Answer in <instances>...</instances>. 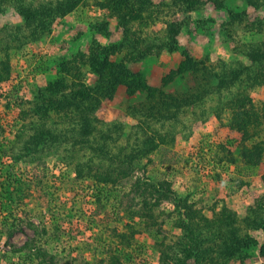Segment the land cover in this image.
<instances>
[{"label": "rangeland", "instance_id": "rangeland-1", "mask_svg": "<svg viewBox=\"0 0 264 264\" xmlns=\"http://www.w3.org/2000/svg\"><path fill=\"white\" fill-rule=\"evenodd\" d=\"M149 1L142 15L151 18L124 26L119 13L129 8L117 12V0H0V264H163L183 243L185 205L197 211L189 226L209 233L228 212L238 233L259 243L229 259L213 256L214 264H264V233L241 223L264 198V155L256 166L242 156L263 142L264 119L244 143L229 126L239 98L264 117V60L246 56L264 45V5ZM16 2L62 5L37 28ZM169 24L178 31L173 41ZM103 59L125 67L133 85L110 78ZM181 64L190 70L179 72ZM62 79L81 83L87 98L101 82L111 90L90 104L89 146L76 142L77 115L61 119L41 96ZM198 88L203 95L188 96ZM39 134L43 148L24 156V143ZM14 223L21 230L8 237Z\"/></svg>", "mask_w": 264, "mask_h": 264}, {"label": "trees", "instance_id": "trees-1", "mask_svg": "<svg viewBox=\"0 0 264 264\" xmlns=\"http://www.w3.org/2000/svg\"><path fill=\"white\" fill-rule=\"evenodd\" d=\"M132 2V0H117V2H114V4L117 3L119 5L118 11L120 12V9L122 7L129 8L126 13H119L120 19L122 18L123 25H128V20H145V18H149V16H143L144 12H147V7L149 6L150 1L149 0H136V4H128L129 2ZM175 1V0H174ZM246 4L249 6H252L254 8H259L264 5V0H245ZM176 2V1H175ZM184 3H192L193 5H198L200 2L197 0H184L182 1ZM65 5H69L70 3L66 2ZM60 5L52 6V3L48 4H40L38 7H31L29 5L27 6H21L16 2V12L24 19L25 24H35L37 28L45 26L44 23V17L46 16L48 18V15L55 12V10L60 9ZM221 6V5H220ZM222 7V6H221ZM228 14L230 17H236L240 14L237 12H234V10H228ZM151 18V17H150ZM149 18V19H150ZM177 28L173 24H169V38L171 41L174 40V37L177 34ZM169 49H174V46L171 45ZM247 58L253 62L257 63L262 60H264V45L261 44L259 47H254L250 49L247 54ZM104 68H107V75L110 76L114 81L121 79V76L126 78L127 83L132 86L133 83L130 81L128 75H127V69L125 70V67L120 66L118 64H108V62L103 59L102 63ZM242 69V68H240ZM244 69V68H243ZM242 69V70H243ZM70 70V69H69ZM76 67H72V72L75 73ZM190 70L187 66L185 67V64H181L178 71L181 73H184L185 71ZM241 70V72H242ZM240 72H235L233 74V79H236L239 77ZM80 75V72L77 74L75 73L73 78H77ZM262 77L264 78V72ZM239 80V78H238ZM101 82L100 84H102ZM139 83V82H138ZM97 86L96 88H90L88 90L89 95L91 94L94 99L89 96L87 98L85 95L87 92H85V89L81 86V83H72L70 85L64 84V81L62 79L61 84L57 82L51 83L50 86L45 88V91H42L41 96L44 100H46L53 109L56 110V113L58 114V117L71 119L70 114L71 112L75 115H77L76 118H79V122L77 124L78 129L76 132L77 141L81 144H87V136L91 134L95 118L92 119L89 117L90 114V104L97 99L104 98L106 96H110L109 88L103 89L102 86ZM138 88L141 89L143 87V84H137ZM112 85L110 84V87ZM137 87V86H135ZM67 89V90H66ZM83 91V92H82ZM201 91L202 93L205 91L204 88H198L197 91H193L188 96H194L197 92ZM83 95V96H82ZM86 97V98H85ZM187 98V97H186ZM88 101V102H87ZM167 98L159 97V102L164 103L165 106L169 105L171 103L168 102ZM87 102V103H86ZM246 99H237L233 105L229 107L232 114L230 117V123L229 126L231 129L236 130L241 134L242 142L249 141L250 138L256 137L253 132L250 131V129L260 127V119H264L263 116L258 117V115H254V110L250 113L248 110H245V106L250 108L255 107V104L251 102H247ZM176 102H174L175 104ZM50 106V107H51ZM51 107V108H52ZM244 107V108H243ZM166 108V107H165ZM76 110V111H74ZM263 111H264V104H263ZM76 112V113H75ZM80 124V125H79ZM258 124V125H257ZM257 125V126H256ZM251 126V127H250ZM48 133V132H47ZM51 133V132H49ZM48 133V134H49ZM47 134V135H48ZM60 134H57L54 137V140L58 143V138ZM52 137V136H50ZM75 137V138H76ZM258 137V136H257ZM256 137V138H257ZM43 135L39 134L37 136H34L32 140H30V144L24 143L22 146V150L24 151L23 155L27 156L29 154H36L39 150V148H43L45 142L42 139ZM104 140V139H103ZM88 145V144H87ZM91 145V143L89 144ZM88 145V146H89ZM47 146V145H45ZM103 146L105 148V141L103 142ZM12 149V147H11ZM99 153H102L101 156H103L107 151L104 150L102 147L96 148ZM2 155L6 154V151L3 150L1 153ZM264 155V140L262 143H260L258 146L251 147V148H245L242 152V156L244 157V162H250L253 165L259 164L261 161L262 156ZM105 157L108 156L105 154ZM19 158V155L17 156ZM15 156V159L18 160ZM262 181L264 182V175L262 176ZM169 193V192H167ZM171 197L169 199L173 200L175 203H179L177 197H174L171 193H169ZM4 202V200L1 202V204ZM144 206H146V203H143ZM191 207V206H189ZM187 208V205H185L184 209L187 211L185 219H181L179 226L180 228L185 232L183 243H180V246L178 247V251L172 252V254L164 253L162 257L163 264H188L189 260H191L192 264H205V262H209L208 264H214L213 262V256H217V258H224L229 259L234 257L235 254L242 253L243 251L252 250L253 248H258V241H256L254 238H251L248 235L243 236L238 233L239 228L235 225L237 222L236 217L234 214L231 213H224L222 218V224H218L215 226L209 233H207V229H199L197 227L189 226L186 222L189 220L191 213L194 215L197 213L195 209ZM3 212V211H0ZM147 218L151 215V210L147 209ZM186 220V221H185ZM243 225L247 227V229H253L258 230L264 233V198L257 201L256 204L253 207H250L248 209L247 214L242 219ZM15 224V223H14ZM20 223H16L13 227L8 226L6 228V234L8 237H11L13 233L20 232L19 227ZM29 225V224H28ZM31 226V225H29ZM18 228V229H17ZM216 242L219 243L218 247L213 249L209 245L207 246L208 242ZM34 243L27 244V250H31L33 248ZM37 253L43 252L41 249L36 250ZM17 252L16 250L13 251V253ZM179 252V253H178ZM36 253V254H37ZM259 253L261 256H264V245H261L259 248ZM45 254V253H44ZM44 254L42 253L41 256L44 257ZM179 254V255H178ZM112 260V259H111Z\"/></svg>", "mask_w": 264, "mask_h": 264}]
</instances>
